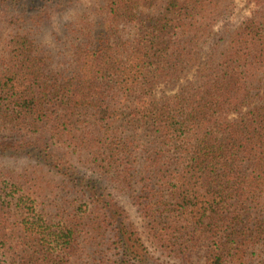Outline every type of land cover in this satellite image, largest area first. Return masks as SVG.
I'll return each mask as SVG.
<instances>
[{
	"label": "trees",
	"instance_id": "16d2710c",
	"mask_svg": "<svg viewBox=\"0 0 264 264\" xmlns=\"http://www.w3.org/2000/svg\"><path fill=\"white\" fill-rule=\"evenodd\" d=\"M233 1L0 0V264H264V0L218 33Z\"/></svg>",
	"mask_w": 264,
	"mask_h": 264
},
{
	"label": "rangeland",
	"instance_id": "374dc122",
	"mask_svg": "<svg viewBox=\"0 0 264 264\" xmlns=\"http://www.w3.org/2000/svg\"><path fill=\"white\" fill-rule=\"evenodd\" d=\"M234 10L231 15L224 18L216 27L218 33L225 34L231 30H233L237 25H239L245 18L249 17L257 7L254 4L253 0H234ZM183 82V81H182ZM181 82V83H182ZM179 85V84H178ZM178 86L175 88H165L159 87L157 89V96H170L177 91ZM124 206L130 213L132 219L136 222V224L140 228L139 219L136 216L134 210L127 204L124 203Z\"/></svg>",
	"mask_w": 264,
	"mask_h": 264
}]
</instances>
